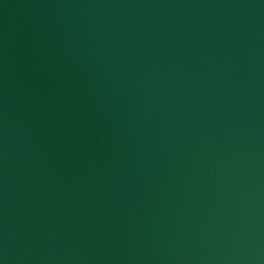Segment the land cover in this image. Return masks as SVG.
I'll use <instances>...</instances> for the list:
<instances>
[{"label":"water","instance_id":"1","mask_svg":"<svg viewBox=\"0 0 264 264\" xmlns=\"http://www.w3.org/2000/svg\"><path fill=\"white\" fill-rule=\"evenodd\" d=\"M0 264H264V0H0Z\"/></svg>","mask_w":264,"mask_h":264}]
</instances>
